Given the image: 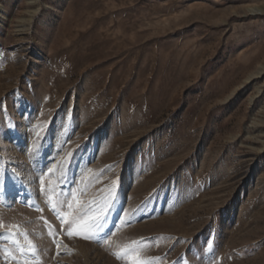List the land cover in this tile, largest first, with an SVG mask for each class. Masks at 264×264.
I'll return each instance as SVG.
<instances>
[{
    "label": "rangeland",
    "instance_id": "rangeland-1",
    "mask_svg": "<svg viewBox=\"0 0 264 264\" xmlns=\"http://www.w3.org/2000/svg\"><path fill=\"white\" fill-rule=\"evenodd\" d=\"M0 175L33 264H264V0H0Z\"/></svg>",
    "mask_w": 264,
    "mask_h": 264
},
{
    "label": "snow or ice",
    "instance_id": "snow-or-ice-1",
    "mask_svg": "<svg viewBox=\"0 0 264 264\" xmlns=\"http://www.w3.org/2000/svg\"><path fill=\"white\" fill-rule=\"evenodd\" d=\"M72 153L69 152L67 157L59 164L53 165L48 168V174H55L57 168L59 169V180L61 182H66L65 178L67 176L68 167L71 164ZM91 172V170H88ZM94 178V177H93ZM41 191H51L52 188H45L44 175L40 176ZM115 181L112 182L113 188L115 186ZM4 179L0 175V191H3ZM68 195L71 200L67 202L69 208L68 213H62L59 211L57 203H51V207L54 212H57L58 218L61 219L62 224L64 223V218L70 217L68 222V235H84V238H91L94 236L101 228L102 222L107 219V212L112 206L114 200V192L112 194V199L105 201L101 204L98 200H88L82 201L78 198L76 191H70ZM59 206L62 207L64 201H59ZM42 211V210H41ZM44 221L46 227L49 229V235L55 237L57 234L53 226L48 223V221L41 217ZM23 235L25 244H21L18 237ZM0 236L11 240V243L15 245V249L4 248L3 251L5 256L9 260L17 261V264H33V258L38 259L39 248L38 246L29 238L26 231L21 230V226L18 224H5L3 219H0ZM136 244L137 242H132ZM59 243H57V248H59ZM211 248V245H209ZM124 256H129L131 254L132 264H150L149 260L142 259L139 255L138 248H130L125 246L123 249ZM117 257L120 258L121 253H116ZM155 259V258H153Z\"/></svg>",
    "mask_w": 264,
    "mask_h": 264
}]
</instances>
